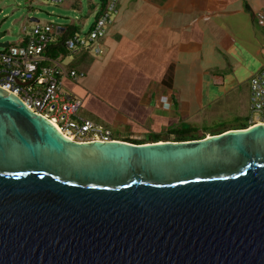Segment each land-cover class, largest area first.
<instances>
[{"label":"water","instance_id":"1","mask_svg":"<svg viewBox=\"0 0 264 264\" xmlns=\"http://www.w3.org/2000/svg\"><path fill=\"white\" fill-rule=\"evenodd\" d=\"M0 264H264V123L77 141L0 85Z\"/></svg>","mask_w":264,"mask_h":264},{"label":"crops","instance_id":"2","mask_svg":"<svg viewBox=\"0 0 264 264\" xmlns=\"http://www.w3.org/2000/svg\"><path fill=\"white\" fill-rule=\"evenodd\" d=\"M117 7L98 59L89 62V51L82 49L54 59L65 70L84 72L79 78L61 77V91L78 98L75 93L90 94L100 81L106 84L105 96L117 92L135 98L131 113L115 109V115L128 120L141 115L155 126L160 121L165 126L160 129L201 121L219 101L222 105L214 111L219 118L210 123L221 126L240 118L237 125L248 124L251 114L245 116V99L238 95L249 103V78L264 63V28L256 22L264 0H119ZM99 10L100 4L93 17ZM75 31L83 32L78 27ZM162 97L167 106H162ZM79 109L76 115L88 119ZM118 124L114 117L112 126Z\"/></svg>","mask_w":264,"mask_h":264},{"label":"built area","instance_id":"3","mask_svg":"<svg viewBox=\"0 0 264 264\" xmlns=\"http://www.w3.org/2000/svg\"><path fill=\"white\" fill-rule=\"evenodd\" d=\"M36 1L58 5L65 0ZM118 2L119 0H105L85 32L75 31L65 39L66 48L70 51L82 49L101 56V40L117 14ZM256 22L264 28V9L256 14ZM65 27L52 23L40 25L35 22L28 31L23 28L16 42L8 43L7 47L0 50V85L16 93L32 111L47 118L71 140L114 139L109 129L91 120L79 118L76 114L81 100L60 90L61 77L79 78L84 76V72L65 70L44 54L46 46L59 38L65 32ZM46 61L52 64L46 65ZM248 89L251 114L248 124L264 123V63L249 78ZM160 101L162 106H167L165 97Z\"/></svg>","mask_w":264,"mask_h":264},{"label":"rangeland","instance_id":"4","mask_svg":"<svg viewBox=\"0 0 264 264\" xmlns=\"http://www.w3.org/2000/svg\"><path fill=\"white\" fill-rule=\"evenodd\" d=\"M99 4V0H65L58 5L42 3L36 0H0V31L4 32V36L0 41L16 42L21 36L23 28L28 31L34 25L35 22L30 21V18L37 19L40 25L52 23L54 25L68 26L72 23L85 32L92 23L95 9ZM97 57L93 56L90 51L87 55V59L91 63L98 59ZM74 66L79 67L77 65ZM105 85L99 81L94 91L90 94H85L84 92L75 93L83 102L78 112L81 117L88 118L94 123L109 129L113 138L126 139L127 137L131 140H147L149 136L154 134L162 137L168 136L169 139L173 137L170 130L160 129L165 127L160 121L157 123L158 126H155V124L146 123L141 115H135L138 117L133 120H128L119 114L115 115L117 111L131 113L135 98L128 95H120L117 92L116 96L114 94H111V97L105 96ZM108 94L110 93L108 92ZM238 96L241 99H245L241 103L244 107V112H247L245 116H250L249 103L247 104L245 96H242V94ZM231 102H234V100H231ZM219 105H222L221 101L216 102V108L211 107L210 111H212V114L209 115L207 110L202 115L201 121H196V123L191 125L184 123L183 127H192L200 131H203L202 129L215 131L226 125H237L236 122L240 118H233V122L227 121L221 126H219L218 122H209L211 119L216 120L219 118V114L214 112ZM114 117L121 127L112 126Z\"/></svg>","mask_w":264,"mask_h":264},{"label":"trees","instance_id":"5","mask_svg":"<svg viewBox=\"0 0 264 264\" xmlns=\"http://www.w3.org/2000/svg\"><path fill=\"white\" fill-rule=\"evenodd\" d=\"M104 1L105 0H99L100 9L103 7ZM65 28H66L65 32L59 38H57L54 41H52L51 43H49L46 46V48L44 49V54L49 59H55L58 55H61V54L63 55L64 52L70 51L66 48L64 41L67 37H70L71 34H73L75 32L77 27L74 26V24H69ZM237 126H239V127H236V129L245 128V127L249 126V124L241 123V124H238ZM220 132H223V130H215V131L214 130L213 131L203 130V131H200V130H197L196 128L187 127V128L171 129L170 133L173 135V137L171 139H169L168 136L162 137V136H159L156 134L149 136V138L147 140H144V141H142V140H131L128 138H126V139L114 138V139L130 142V143H136V144L146 143V142H158V141H186V140L201 139V138H204L206 135L218 134Z\"/></svg>","mask_w":264,"mask_h":264},{"label":"clouds","instance_id":"6","mask_svg":"<svg viewBox=\"0 0 264 264\" xmlns=\"http://www.w3.org/2000/svg\"><path fill=\"white\" fill-rule=\"evenodd\" d=\"M97 14H98V12H97V13H95V16H94V18L96 17V15H97ZM94 18H93V19H94ZM33 22H35V21H33ZM37 22H38V21H37Z\"/></svg>","mask_w":264,"mask_h":264}]
</instances>
